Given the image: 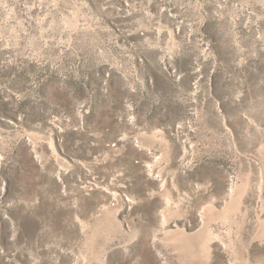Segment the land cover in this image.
<instances>
[{
  "label": "rangeland",
  "instance_id": "obj_1",
  "mask_svg": "<svg viewBox=\"0 0 264 264\" xmlns=\"http://www.w3.org/2000/svg\"><path fill=\"white\" fill-rule=\"evenodd\" d=\"M0 264H264V0H0Z\"/></svg>",
  "mask_w": 264,
  "mask_h": 264
}]
</instances>
